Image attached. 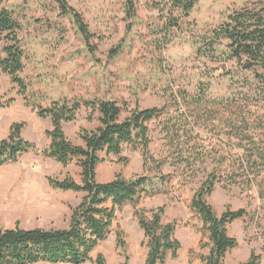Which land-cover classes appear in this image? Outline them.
I'll list each match as a JSON object with an SVG mask.
<instances>
[{
    "label": "rangeland",
    "instance_id": "1",
    "mask_svg": "<svg viewBox=\"0 0 264 264\" xmlns=\"http://www.w3.org/2000/svg\"><path fill=\"white\" fill-rule=\"evenodd\" d=\"M64 1L87 25L93 53L88 51L72 17L62 14L54 0H3L22 27L18 39L26 62L21 75L35 95L36 105L46 107L50 99H74L78 103L114 100L127 108L120 116L123 120L135 108L172 112L173 105L185 96H202L205 87H208L205 97L225 99L230 93L229 81L219 71L213 72L211 79H203V88L197 89L205 70L204 60L195 56L197 44L194 43L222 23L230 12L243 7L246 0H199L181 31L169 34L168 43L167 35L159 32L163 26L158 19L160 14L148 8V0H133L135 14L131 22L125 18L124 0ZM0 95L15 98L14 105L0 109V141L7 138L11 125L23 124L21 136L34 146L16 164L0 167V231L13 229L16 224L23 230L65 229L69 208L79 202L82 194L54 190L47 178L61 180L69 175L79 182V169L74 163L63 167L43 156L42 152L50 146L45 135L51 130L50 122L24 107L9 79L1 73ZM185 106L181 108L183 112L208 127L209 134L202 130L199 133L207 137L214 158L205 161L201 165L205 172L191 181L183 167L163 165L160 173L169 179L156 188L164 192L143 198L135 207L125 205L118 209L112 233L94 250L93 260L102 255L107 264H121L124 257L128 258V264H144L146 249L133 212L144 211L147 220L151 210L163 207L162 223L175 224L174 237L180 243L177 258L168 257L165 264H203L199 257L208 255L209 241L200 233L201 224L190 211L189 203L205 176L215 172L220 182L208 201L217 216L226 208L247 213L246 219L235 221L227 228L228 236L236 239L238 246L227 254L223 264L244 263L251 252L264 264V203L258 190L242 191L244 184L234 186L226 182L235 170L229 158L241 157L242 150L237 142L227 140L229 130L221 122L224 116L215 108L203 104ZM163 117L148 125V151L154 161L168 156L159 127ZM98 125L97 114L81 108L73 122L62 125V131L73 145L83 146L80 131H92ZM260 138L264 141V135ZM119 158L110 156L98 166V183L109 182L116 174L125 179L147 175L139 146H124ZM117 232L122 233L121 250L116 246Z\"/></svg>",
    "mask_w": 264,
    "mask_h": 264
},
{
    "label": "trees",
    "instance_id": "2",
    "mask_svg": "<svg viewBox=\"0 0 264 264\" xmlns=\"http://www.w3.org/2000/svg\"><path fill=\"white\" fill-rule=\"evenodd\" d=\"M54 1L62 14L72 17L88 51L93 53V47L89 45L92 35L82 18L69 9L64 0ZM198 2L148 0V8L160 14L158 19L163 26L159 32L167 35V43L170 42V33L181 31ZM124 12L126 21L131 22L135 14L133 0H124ZM21 29L13 12L0 0V73L9 79L24 107L30 108L38 118L50 122L51 130L45 133L50 146L42 152L43 156L63 167L74 163L79 169V182L66 175L61 180L47 178L49 186L62 192L82 194V197L69 208L65 229L23 230L16 224L13 229L0 231V264H107L102 255L93 260L92 254L111 235L118 209L125 205L135 207L143 198L163 193L156 188L157 184L163 186L169 179L160 173L163 165L183 167L191 181L205 172L201 165L214 158L207 137L199 133L202 130L209 134L208 127L183 112V105L186 108L208 105L224 116L221 122L229 130L227 140L237 142L242 150L241 157L229 158L235 170L228 175L226 182L234 186L244 184L242 191L247 192L257 188L264 203V141L260 138L264 135V0H246L243 7L230 12L222 23L194 43L198 45L195 56L204 60L202 67L205 70H201L203 73L197 89L203 88V79H211L213 72L219 71L228 79L231 90L225 99L205 97L204 93L208 91L205 87L202 96H185L173 105L172 112L135 108L129 110L123 120L120 116L122 111L127 112V108H122L114 100L78 103L74 99H63L46 107L36 105V97L21 75L26 62L18 39ZM14 103L15 98L0 95V109L9 108ZM81 108L91 114L96 113L99 125L92 131L81 130L79 138L83 146H76L66 139L62 125L73 122ZM162 115L159 127L168 156L154 161L148 151V125ZM23 128V124L11 125L7 138L0 141V167L16 164L22 156L34 150V146L22 138ZM124 146H139L147 175L125 179L116 174L111 181L98 183V166L110 156L119 158ZM219 182L215 172L208 173L189 203L190 211L201 224L200 233L209 241L208 255L199 257L203 264H223L227 254L238 246L236 239L228 236V226L247 217L245 210L233 211L230 208L217 216L208 199ZM163 212V207L151 210L147 220L143 216L144 211L135 209L133 212L146 249L144 264H165L168 257L176 259L178 256L180 243L174 237L175 224H163ZM115 235L116 246L121 250L124 248L122 233ZM121 264H128V258L124 257ZM241 264H261L260 257L251 252L249 259Z\"/></svg>",
    "mask_w": 264,
    "mask_h": 264
},
{
    "label": "crops",
    "instance_id": "3",
    "mask_svg": "<svg viewBox=\"0 0 264 264\" xmlns=\"http://www.w3.org/2000/svg\"><path fill=\"white\" fill-rule=\"evenodd\" d=\"M53 101H56V99H50V103L53 102ZM50 103H49V104H50ZM45 106H48V104H46ZM9 129H10V128H9ZM8 135H9V133H8ZM8 135H7V136H8Z\"/></svg>",
    "mask_w": 264,
    "mask_h": 264
}]
</instances>
